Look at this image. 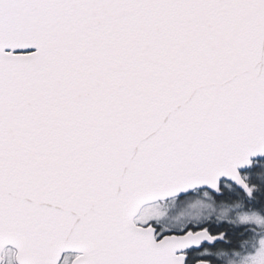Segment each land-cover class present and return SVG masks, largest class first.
Wrapping results in <instances>:
<instances>
[{"label":"snow or ice","instance_id":"snow-or-ice-1","mask_svg":"<svg viewBox=\"0 0 264 264\" xmlns=\"http://www.w3.org/2000/svg\"><path fill=\"white\" fill-rule=\"evenodd\" d=\"M260 161L264 0H0V264H264Z\"/></svg>","mask_w":264,"mask_h":264},{"label":"trees","instance_id":"trees-1","mask_svg":"<svg viewBox=\"0 0 264 264\" xmlns=\"http://www.w3.org/2000/svg\"><path fill=\"white\" fill-rule=\"evenodd\" d=\"M257 170H260L261 168H264V161H260L257 162L255 165ZM228 189L225 190V193L227 194ZM198 200H203L208 204H212L216 207H220L222 209H228V210H236L238 207H241L243 210L244 206H243V202L242 201H238V200H218L216 199V197L211 196L210 194H204V193H200L199 195H197L194 199L188 200L186 202L183 203V205H179L176 204L175 202H172L169 204V208L170 209H174L175 212H177L180 209H183L184 207H186L188 204L192 203V202H196ZM223 252V249H210L209 252L207 254L209 255H215L217 257L218 260L222 261V264H226V260H224L223 257H221V255H219L220 253Z\"/></svg>","mask_w":264,"mask_h":264},{"label":"rangeland","instance_id":"rangeland-1","mask_svg":"<svg viewBox=\"0 0 264 264\" xmlns=\"http://www.w3.org/2000/svg\"><path fill=\"white\" fill-rule=\"evenodd\" d=\"M198 201L199 203H197L196 201L188 204L183 209H180L177 212H175V214L181 217L197 216V215H218L222 211L227 210L229 212V215L232 218H235L237 213L244 211L241 207H238L236 210L235 209L228 210V209H222L220 207H216L212 204H208L203 200L202 201L198 200ZM223 258L224 260H226V264H227V259L225 257Z\"/></svg>","mask_w":264,"mask_h":264}]
</instances>
